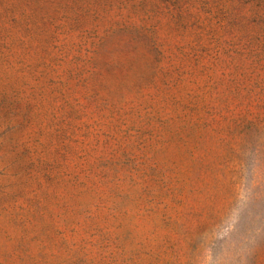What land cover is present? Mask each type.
Returning <instances> with one entry per match:
<instances>
[{
    "label": "rangeland",
    "instance_id": "374dc122",
    "mask_svg": "<svg viewBox=\"0 0 264 264\" xmlns=\"http://www.w3.org/2000/svg\"><path fill=\"white\" fill-rule=\"evenodd\" d=\"M0 264H264V0H0Z\"/></svg>",
    "mask_w": 264,
    "mask_h": 264
}]
</instances>
